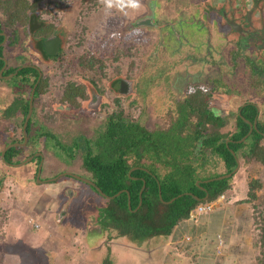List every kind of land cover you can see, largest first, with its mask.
<instances>
[{
	"label": "rangeland",
	"instance_id": "374dc122",
	"mask_svg": "<svg viewBox=\"0 0 264 264\" xmlns=\"http://www.w3.org/2000/svg\"><path fill=\"white\" fill-rule=\"evenodd\" d=\"M57 1L51 0L49 3L51 5L52 2ZM214 1L211 0L212 3ZM204 2L210 3V0H140L139 8L129 7L123 11L115 6L110 9L106 8L101 0H60L59 6L52 4L54 6L52 11L55 14L65 18L72 17L74 28L84 27L86 41H89V44L86 42L87 51L93 50L94 55L99 56L97 55L98 47L101 45V113L96 111L92 114L91 111L99 105L98 100L94 106H88V109L82 111L85 113L90 110L89 113L84 115L90 116V119H87L90 124L87 125L85 120L79 124L77 128L81 132L87 136H92L94 134L92 129H95L100 121L102 123L105 117L114 110H122L128 117L139 118L147 126L152 125L151 123L154 120V117L151 116L152 112L159 108L163 109L165 100L144 101L146 105L145 114L139 112V108L143 107L141 103L134 105L135 103L130 102L131 96L129 99L124 96L120 97L121 101L118 104L111 103L109 100L111 95L106 92L105 87L112 89L113 81L124 72L129 75L135 66L140 68L139 72L147 71L146 69L152 64L161 66L172 62V60L177 61L180 57L184 58L191 53H201L206 48L205 44L209 43L206 41L207 39L216 43L215 47L219 51L225 50V48L227 50L231 49L234 43L242 38L238 34H226L225 30L219 31L218 21L213 19L210 22L208 18H205L204 7L206 4ZM146 15L155 16V21L158 22L155 27L130 25L131 22ZM209 33L210 35L207 37ZM185 40L188 42H185ZM180 41L181 48L179 47ZM251 41V39L244 40L243 38L242 42H244L245 47L247 46L246 49H250ZM194 43H197V47L193 45ZM178 63H181V60ZM171 73L173 82L177 74L181 83L182 69L176 67ZM3 86L5 87V84L0 81V90ZM89 87L92 93L93 86L90 84ZM165 89H167V86ZM169 93L171 94V90H169ZM44 101L47 102V100ZM39 102L41 103L42 100H39ZM70 111L69 109L65 112L69 114ZM19 116V120L15 122L16 125L11 120L3 122L2 143L8 142L14 136L19 138L20 133L15 127L18 126L19 128L20 126L22 117ZM91 116H93V119ZM45 117L42 120H46L49 126H52L53 123L55 125L53 131L61 133V135H57L58 141L56 139H50L49 141L50 146L52 145L56 152L61 153V143H63L62 141H68L67 133L71 134L72 128H76L75 124L68 121L69 127L61 126L53 119H45ZM13 129H16V132ZM55 157L59 162H50L49 165H44L40 180L33 178V174L25 167V164L20 166H6V164H3L6 172L2 169L0 171V174L5 177L4 179L0 177V264H102V259L107 253L106 245H109L111 250V259L107 261L108 264H120L119 261H121V264L151 263L152 260L150 259L152 258L147 260L146 254L141 251L143 248L152 247L151 244L149 246L132 244L125 237L123 238L128 242L127 245L120 244L125 239L122 237L109 239L107 237L108 233L105 232L103 235L101 234L103 236L101 247L88 250L89 246H86L85 239L79 238L76 234V232H84L86 228V224L81 222L80 214L83 215V211H86L88 216L96 214V206L104 203L105 198L97 194L85 182L72 177L60 176L53 181L42 180L46 177L45 172L47 169L45 170V168L48 166L50 171L47 172L51 177L58 174L59 171L65 170L59 168L65 166L70 172L77 174L84 172L79 158L73 159V163H65L60 156ZM78 166H81V168ZM210 170L211 172L212 170L221 171L223 167L219 166L217 169L211 168ZM255 178L262 183L259 188L255 189L256 197L252 199L257 207L256 214L253 216V205L251 203H234V209L239 214V218L236 219L238 221L233 227L231 238H229L233 243L227 245L222 235L221 244L219 245L216 241L213 252L216 264H258L255 257L258 248L254 247V239L257 240L256 237H259L257 225H264V168L255 163L249 164L241 161L240 167L230 179L232 187L228 192L234 194L237 199L246 198L249 189L248 183ZM65 179L68 182H64ZM67 184L76 187V192L79 194L76 200L71 198L74 200L72 202L81 205V207L75 206L74 208L75 211H80L74 213L78 214V218H72L73 221L74 219L78 220L77 222L74 221L78 225L77 229L76 225L69 223L70 220H66L65 216L59 218L58 221L55 220L63 203L61 199L64 195L62 197L60 193L65 191V185ZM44 192L47 193L46 196ZM224 193L226 198V191ZM68 196H70L69 193ZM88 198L89 202L85 203ZM64 208V210L68 209L67 203H65ZM55 210L57 212L54 218L52 212ZM70 211L68 209V213ZM93 220L95 221V218ZM94 226L96 227V225ZM96 230H94V233H89V239H93L91 243H94V240L99 236ZM110 234L113 235V232ZM237 238L238 241H236ZM114 243L117 247L115 253L111 249V247H115ZM123 245L127 248H125L123 254L119 255V252L124 248ZM154 247L156 246L154 245ZM173 249L176 251L175 247ZM57 253L58 257L56 258ZM158 253H161V251L156 250L152 253L153 257L158 258ZM43 254L47 255L48 259L42 263L40 258L44 256Z\"/></svg>",
	"mask_w": 264,
	"mask_h": 264
},
{
	"label": "flooded vegetation",
	"instance_id": "af4514ba",
	"mask_svg": "<svg viewBox=\"0 0 264 264\" xmlns=\"http://www.w3.org/2000/svg\"><path fill=\"white\" fill-rule=\"evenodd\" d=\"M206 2H204L206 4L204 7L205 18H208L211 22L215 18L211 12L213 10L210 9L212 2ZM207 8H209V12ZM38 12L39 16L30 18L28 22H16L11 30L6 31L3 28L0 31V60L2 61V65L0 66V81L5 84V87L3 86L0 90V138L4 133L3 122L5 120H11L16 125L15 122L19 120L18 116L21 115L19 117H22L21 112L15 113L13 118L9 119L1 116L2 110L13 100H47L45 110H51L53 120L57 123L61 120L69 121L75 124V129H78L77 126L84 120L87 122V125L90 124V121H87V119H90V116H84L90 110H87L85 113L82 111L88 109V106H94L97 100L99 105L91 111L92 114L96 111L101 113V45L98 47L97 55L99 56L94 55L93 50L87 51V38H85L84 27L74 28L72 17H60L54 11L48 13L40 10ZM1 16L2 14H0V19L2 18ZM246 21V18L243 17L242 22L246 24ZM157 23L155 16H153L150 25H147V27H155ZM260 28L257 26L245 27L242 31V38L234 43L226 55L223 53L219 54L218 49L215 47L216 43L207 39L206 41L209 43L205 44L206 48L201 53H191L184 58L179 56L181 63H178L179 60H172V62L161 66L152 64V66L146 69L147 71L144 70L141 72H139L140 68L135 66L129 75L124 72L122 74L124 76L121 75L115 79L112 84V89L107 86L105 87L106 92H109L111 95L109 100L111 103L118 104L121 101L120 97L124 96L129 99L131 96L132 99L130 102L135 103L134 105L141 103L143 107L139 108V112L143 114L146 111L144 101L165 100L163 109L159 108L152 112L153 114L151 116L154 117L151 123L152 125L147 126L143 122L145 127L147 126L152 131L167 128L169 126V116H176L174 114L176 113L178 102L192 93L197 92L198 89L201 90L202 93L206 94L203 98L207 100L208 107L213 110V114L216 115L220 111V114L226 119L224 125L218 131L228 135L225 142L227 146L228 143L232 144L230 152L236 161V166L238 165L239 168L241 161L245 163L246 161L242 149L233 148L235 143L240 144L245 142L246 146H251L252 144V146L256 145L259 148L264 147V27H262V30ZM208 35L210 33L207 34V37ZM55 36L57 39L54 42L45 43L48 38ZM243 38L244 40H252L250 42L252 48L246 49L247 46L245 47L244 42H242ZM185 42L188 41L185 40ZM87 43L89 44V41ZM193 45L197 47V43ZM79 46L81 47L79 48ZM179 47H182L181 41L179 42ZM176 67L182 69L181 83L177 74L173 82L171 72ZM24 69L29 70L24 71ZM90 84L94 88H92V93L89 87ZM164 85L165 87L167 86V89L163 87ZM33 89L34 94L31 98V91ZM169 90H171V94ZM87 100H90L89 104L84 108V103ZM34 106L35 103L33 101V108ZM69 109L71 113L69 112L68 114L65 111ZM91 117L93 119V116ZM239 118L242 119V122L239 121ZM41 121L37 123L39 128L44 124L51 127L53 131L55 126L53 123L52 126H49L46 120ZM22 125L21 118L19 128L15 126L20 133L19 138L21 135L23 136ZM99 127H101V121L92 131L95 133ZM16 129H13V131L16 132ZM241 131L244 134L240 138L235 139L234 134ZM53 132L56 135H61V133L55 130ZM81 133L86 135L83 132ZM71 134L67 133L68 136ZM14 139H18V137L14 136V138H10L4 147L9 143L18 142L14 141ZM28 140L29 138L27 142ZM26 144L22 146L24 147ZM200 144L202 143L199 142L196 151L201 148ZM16 147L21 146L17 145ZM49 149L54 154L55 150L52 145ZM1 151L0 171L4 170L6 172L3 164L15 166L21 161L18 159L12 162H5L3 160L4 155L1 157ZM20 152H23V150ZM36 153L42 152L39 151ZM212 156L209 164H206L204 166L205 169L202 170L204 176H208L214 172L213 170L211 172V168L217 169L219 166L224 168L222 160L217 155ZM38 157L39 159H37ZM42 157V154H37L36 160L33 159L35 164L33 170L34 179H36L39 164L41 165L39 179L41 177ZM64 162L73 163V159L71 161L65 160ZM136 167H132V169ZM261 167L264 168V165H261ZM65 168L62 172H70L67 170V167ZM60 173L61 171L52 177H56ZM221 175L199 181L208 182L214 180V178L217 179ZM63 176L74 178L70 175ZM0 177L5 178L1 174ZM49 178L46 176L42 180L46 181ZM65 186V191L60 193L62 197L64 195L61 200H63V203H67V207H70L71 203L74 204L72 202L74 201L73 199L76 200L79 194L73 186L68 184ZM68 193L70 196H68ZM69 199L70 201L68 202ZM88 200L89 198L85 200V203H88ZM74 205L81 207V205ZM76 212L79 213L80 211L78 210L72 213L71 210L70 214ZM101 233L103 234L104 232H98L97 235H101ZM105 233L110 234L112 232ZM43 255L40 259L42 262H45L48 257L45 254Z\"/></svg>",
	"mask_w": 264,
	"mask_h": 264
},
{
	"label": "trees",
	"instance_id": "16d2710c",
	"mask_svg": "<svg viewBox=\"0 0 264 264\" xmlns=\"http://www.w3.org/2000/svg\"><path fill=\"white\" fill-rule=\"evenodd\" d=\"M49 1L51 0H0V14L3 16L0 19V31L3 28L6 31L11 30L16 22H28L30 18L39 16L40 10L50 13L54 7L52 4L60 5V0L52 2L51 5ZM228 52L226 48L219 50V54L226 55ZM204 95L206 94L198 89L178 102L174 114L176 116H169V126L164 129L151 131L139 118H130L122 110H114L105 117L101 127L92 136L72 128L68 141H62L64 144L59 145L61 153L54 152L63 161L79 158L84 170L82 175L94 181L105 194L113 195L122 190L113 198H105L101 206H96L95 218L101 231L113 232V235L108 234L109 239L125 237L134 244H141L154 237L166 238L173 227L187 219L198 204L214 201L225 191V200H234L236 204L251 203L255 216L257 207L252 199L256 197L255 189L262 185L259 179L249 181L247 197L240 199L228 192L232 187L231 177L199 181L230 172L236 166L230 152L232 144L228 143L227 146L225 142L228 135L218 131L226 119L220 111L213 114L207 100L203 98ZM34 103L26 128L28 144L43 136L44 145L49 148L50 139L58 141L57 135L52 128L44 124L39 128L37 123L42 122L45 115V119H53L52 112L45 110L47 103L44 100L41 103L34 100ZM27 111L28 100H13L2 110L1 116L9 119L15 113L21 112L23 122ZM239 121L242 122V119L239 118ZM59 125L69 127V122L61 120ZM243 134V131L236 132L234 138H240ZM22 140V135L14 139L18 142ZM199 142L202 143L201 148L196 151ZM233 148L242 149L246 163L264 165V147L259 148L252 144L246 146L242 142L235 143ZM23 149L24 147L16 146L7 149L3 160L12 162ZM212 155H217L222 160L224 168L204 176L202 170L209 164ZM135 166L137 167L130 171ZM143 182L145 185L142 200L137 207ZM89 186L97 193L93 186ZM205 192H208L206 200H197L193 196L202 198ZM174 196L177 197L173 201L164 202ZM257 228L259 237L254 239V247L258 248L255 257L258 264H264V225L258 224ZM106 252L102 264H108L107 261L111 259L109 245H106Z\"/></svg>",
	"mask_w": 264,
	"mask_h": 264
},
{
	"label": "crops",
	"instance_id": "0c3cea01",
	"mask_svg": "<svg viewBox=\"0 0 264 264\" xmlns=\"http://www.w3.org/2000/svg\"><path fill=\"white\" fill-rule=\"evenodd\" d=\"M8 142L5 141V143H8ZM44 142L45 140L43 136L39 137L38 139L31 142L30 144H28L27 142L26 146H24L23 152H20L19 155L13 158V161L18 160V159L21 160L19 161L18 165H15V166H20V165L25 164V167L29 169L31 173L33 174L32 172L34 170L33 159L36 160V157H37L36 152H39V151L42 152L41 154L43 156L42 157V169L44 165H49L50 162H59V160L57 161V158L55 157V155L52 154L50 149L45 148ZM5 143H2V138H1L0 139V151L1 149H3ZM21 147L23 148L22 145ZM24 150H27L28 152ZM6 166H8V164ZM65 167H59V168L66 169ZM78 167L81 168V166H78ZM45 170H46L45 176L52 178L51 176H49L50 175L49 172H47V171H50V167L49 166L46 167ZM66 182H68V180ZM68 185H71V184H68ZM46 194L47 193H45V196ZM54 201H58V200H54ZM65 203L66 202L61 204L60 209L65 205ZM215 203L213 204L214 206L212 207L210 211H207L201 214H196L193 218L188 217L187 219H184L180 221L179 223H177L173 227L172 232L171 234H169L168 237L166 238L162 236L157 237V238L154 237V238H151L145 241L148 244H146L145 242L141 243L143 245H148V246L150 244L152 245V247L143 248L141 250L142 252L146 254L147 260L152 258L150 259L152 260V262L149 264H216V261L214 259V254H213L214 248L216 247V241H217L216 236L222 235L227 245H230L231 243H233L229 238H231V235L233 233V227L236 225V222L238 221L236 219L239 218V214L234 209V200L233 201L228 200V198L227 200H225L224 198V201L222 200L221 202H218L217 204ZM74 204L71 203V206L69 205L70 207H67V208L69 210L74 211V207L76 206ZM68 209L64 211L65 213L63 214V216L66 217V220H70L69 223H72V225H76V229H77L78 225L74 223V221L77 222L78 220L74 219L73 221L72 218L74 217L78 218V214H70L68 213ZM56 210L52 212L54 218L56 216V212H57ZM83 212H85V214L83 213H82L83 215L80 214L82 218L81 222L83 224H86V228L84 229V232L82 233L76 232V234H78L79 238L83 240L85 239L84 241L86 243V246L87 247L89 246L88 250H94V248L98 249L101 247V238L103 237L102 236L103 234L101 233L102 235L101 236L99 235L96 238V240H94V243H91L93 239H89V233L91 232L94 233V230L98 229L96 230V232L97 233L101 232V229L99 228V225L96 222V218H95L96 214H92L91 216H88L86 214L87 213L86 211H83ZM94 218H95V221L93 220ZM94 225H96V227ZM236 241H238V238ZM116 243H114L115 247H111L114 253L117 248ZM127 243L128 242L125 239L124 242L120 244L127 245ZM154 245L156 247H154ZM174 247L176 248V251L173 249ZM125 248H127V246H124L123 250L119 252V255L125 252ZM156 250L161 251V253H158L159 254L158 258L153 257V254H152ZM57 257H58V253H57L56 258ZM119 263L121 264V261H119Z\"/></svg>",
	"mask_w": 264,
	"mask_h": 264
},
{
	"label": "water",
	"instance_id": "95a60500",
	"mask_svg": "<svg viewBox=\"0 0 264 264\" xmlns=\"http://www.w3.org/2000/svg\"><path fill=\"white\" fill-rule=\"evenodd\" d=\"M210 9L213 10L211 12L213 15H215L214 19L216 21H218L219 31L225 30L226 34H231V35H237L238 34L241 36V35H243V32H242L243 29L247 26H249V27L257 26L258 28L261 27L260 30H262V27H264L263 26V24H264V0H215L212 3V6H210ZM207 11L208 12L210 11L209 8H207ZM243 17H245L247 20L246 24L242 22ZM251 18H252V20H251ZM152 19H153V15L143 16V17L138 18L135 21L131 22L130 25L147 27V25L148 26L150 25V22L152 21ZM1 34H3V33H1ZM56 39H57L56 36L53 38H48L45 41V43L54 42V40H56ZM33 94H34V89L31 91V98L33 97ZM33 101L34 100H32V99L28 101V111H27V114H26L24 121H23V125H22L23 141L22 142L9 143L7 146H5L2 149L1 157H3L4 152L7 148H9L11 146H17V145L21 146V145L26 144L27 139H28V133L26 130V126H27L28 120L31 116V113L33 111ZM89 101L90 100H87L84 103V107H87V105L89 104ZM37 154L41 155V153H37ZM237 169H238V165L231 172L222 174L221 176L217 177V179L230 177L233 173L236 172ZM131 170H133V169L131 168L130 171ZM40 171H41V165L39 164L38 169H37V175H36V179H38V180H40L39 179ZM63 175L73 176L74 178L81 180L88 185L93 186L96 189L97 193L106 199L113 198L114 196H116L122 192V190H119L118 192H116L113 195H107L90 178L79 175L77 173L67 172V171L61 172L56 177L49 178L48 181L55 180L58 177L63 176ZM214 179H216V178H214ZM144 185H145V183L143 182V184L139 190V203H138L137 207H139V205L141 204V200H142L141 195H142V191L144 189ZM193 196L197 200H206L208 194L206 193L205 196L202 198H199L197 195H193ZM176 197L177 196H174L170 200L164 201V202H171ZM128 206L130 207L129 194H128ZM64 211L65 210H64V206H63L61 208V210L57 213V217H56L57 221L59 218H61L63 216V214L65 213ZM43 264H45V263H43Z\"/></svg>",
	"mask_w": 264,
	"mask_h": 264
},
{
	"label": "clouds",
	"instance_id": "9594fccd",
	"mask_svg": "<svg viewBox=\"0 0 264 264\" xmlns=\"http://www.w3.org/2000/svg\"><path fill=\"white\" fill-rule=\"evenodd\" d=\"M101 2L105 5L106 8H112L113 6L117 7L118 9H120L121 11L125 10L126 8H133V9H136V8H139L140 7V0H101ZM257 164V163H256ZM231 172V171H230ZM228 173V172H227ZM234 174V173H233ZM232 174V175H233ZM231 175V176H232ZM230 176V177H231ZM228 178V177H227ZM232 178V177H231ZM208 194V192H205V194ZM205 196V195H204ZM203 196V197H204ZM208 197V196H207ZM225 198V193L223 192L222 194H220L216 200L214 201H211V202H205V203H201V204H212V207L214 206L213 204H217L218 202H221L222 200H224ZM201 204H198V205H201ZM197 205V206H198ZM197 206L191 211L190 215H189V218H193L196 214H201V213H197L196 211V208ZM212 209V208H211ZM210 209V210H211ZM209 210V211H210ZM207 212V211H206ZM221 238V236H220ZM216 240L218 241V244L220 245L221 243H219V240L217 239V236H216ZM220 247V246H218Z\"/></svg>",
	"mask_w": 264,
	"mask_h": 264
},
{
	"label": "built area",
	"instance_id": "2783aa9c",
	"mask_svg": "<svg viewBox=\"0 0 264 264\" xmlns=\"http://www.w3.org/2000/svg\"><path fill=\"white\" fill-rule=\"evenodd\" d=\"M212 208V204H201L198 205L196 208L197 213H204L206 211H209ZM188 238V237H187ZM217 239L219 240V243H221L220 235H217Z\"/></svg>",
	"mask_w": 264,
	"mask_h": 264
},
{
	"label": "bare ground",
	"instance_id": "6f19581e",
	"mask_svg": "<svg viewBox=\"0 0 264 264\" xmlns=\"http://www.w3.org/2000/svg\"><path fill=\"white\" fill-rule=\"evenodd\" d=\"M1 138H2V137H1ZM1 138H0V139H1Z\"/></svg>",
	"mask_w": 264,
	"mask_h": 264
}]
</instances>
